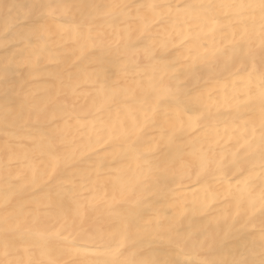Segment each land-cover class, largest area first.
<instances>
[{"label":"bare ground","instance_id":"bare-ground-1","mask_svg":"<svg viewBox=\"0 0 264 264\" xmlns=\"http://www.w3.org/2000/svg\"><path fill=\"white\" fill-rule=\"evenodd\" d=\"M259 5L0 0V264H261Z\"/></svg>","mask_w":264,"mask_h":264},{"label":"snow or ice","instance_id":"snow-or-ice-1","mask_svg":"<svg viewBox=\"0 0 264 264\" xmlns=\"http://www.w3.org/2000/svg\"><path fill=\"white\" fill-rule=\"evenodd\" d=\"M11 7H18V6L12 5ZM38 7L43 8V7H51V6L40 5ZM184 7L193 8L194 6L186 5ZM240 7H244V5H241ZM248 7H252V5H248ZM259 7L261 9V12L264 13V0H260ZM38 26L43 27L44 25L39 24ZM258 99L261 106L260 144L258 145V155L261 162V168L262 170H264V73H262L260 77ZM253 132H255V129H253ZM251 154L252 153L250 152L245 153L242 156L233 154L231 159L225 157L222 158L219 162H217L215 159L211 158L210 156L207 155L202 156L199 159L198 164L196 165L195 175L198 178L204 177L205 179H207L208 176L214 175L216 172L220 171L224 166L244 170L245 165L249 162V156ZM259 211L261 212L262 215H264V192H262L260 197ZM261 237H262V241H261L262 247H264V230H262L261 232ZM177 247L179 248V251L176 253V256L180 257L181 255H184L185 256L184 259L175 258V259H167V260H153L147 262L132 261L131 264H229V262L226 260H221V261L193 260L187 257V255L185 254L184 247L180 245L179 241H177ZM112 251H113V255L116 256L117 258L106 262V264H127V262L121 261L118 258L120 254V244H117ZM37 264H43V262H37ZM49 264H55V262H49ZM231 264H247V262L243 260L232 261ZM261 264H264V260L261 261Z\"/></svg>","mask_w":264,"mask_h":264}]
</instances>
